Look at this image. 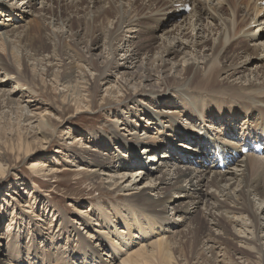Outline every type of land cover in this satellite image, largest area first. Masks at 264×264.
<instances>
[{"label": "bare ground", "instance_id": "6f19581e", "mask_svg": "<svg viewBox=\"0 0 264 264\" xmlns=\"http://www.w3.org/2000/svg\"><path fill=\"white\" fill-rule=\"evenodd\" d=\"M33 2H35V0H0V7H4L3 10L8 12L10 17L13 15V21L15 20L14 17L17 16L14 12L26 10L28 13L36 12L38 16V18L35 16L34 24L37 27L34 35L30 29L34 24L32 27H26V29L20 31L19 26H16L15 29L0 33V47L7 50V53L11 49V58H14L13 60L19 63L21 66L20 72L25 76L29 74L28 60H37L44 52L50 51V60L42 57L39 59V67L37 65L35 69H38L40 73L46 71L47 75L50 70L48 69V65L52 62V59L57 56V58L60 59L58 64L61 62L59 66L60 71L57 73L59 74L58 77L62 80L63 84L67 85L66 88L68 92L71 90L73 91L72 93L80 96L81 82L78 80L79 77H73L74 75L71 74L72 72L70 70L71 65L65 63V60L72 61L74 57V54L70 52L72 50L69 51V48L67 49L70 45L67 41L73 43L70 45V48L76 49V51L78 47L81 49V45L83 44L86 47L89 56L85 59L84 64L88 68H91L93 72L91 87L94 89H96L100 83H108L113 73L118 74L125 68V66H120L117 62V55L122 56L123 58L121 59L132 65L137 59L141 61V54H146L148 55L146 59L144 60L142 56L141 61L146 65L144 67L146 71V78H144V80H151V76L153 75L151 72L155 71L158 75L156 82H161L164 88L160 93L144 88L146 86H138V88H135L137 92L133 94L136 90L134 92H127L126 90L128 89V83H117L116 87L119 88L118 92L123 89L124 91L126 90L123 100L124 105H128L129 103L135 104L137 98L142 96L143 100H152L156 103H162V100L169 97L170 92L176 90L175 88L177 87H182L203 94L204 96L202 99L203 105L201 104L197 107L203 108L191 112V116L195 117V120H197L196 122L208 118L216 123L226 121L229 125L228 127L233 123L234 129L237 126H241L243 129L241 132H236L234 129L227 128L224 130L221 139H217L216 136H211L209 138L208 135L210 134L207 133L203 127L199 128V131L203 130L200 133L191 132V130L187 131L188 129H186L187 132L185 131L186 133L184 132L178 139L177 137H173L174 135H170V137L166 139V142L169 141L170 145L169 143L165 145H153L139 141V136L138 134L136 135L138 128L137 126L135 127V124H132V127H134V129H131L134 131V139H132L134 141L126 142L120 140L118 143L126 148L129 146L132 147V145L139 146V149L137 147L138 153H143V155L135 156L134 154L136 153H133L131 149H127L128 155L126 158L119 153L116 158L117 163L115 162L116 164L114 165L111 161H108L106 157L103 163L98 164L99 170L93 169L92 173L96 180H99L100 177L102 179L104 176V183L107 184V189L111 190L113 195H120L116 193L121 192V195L126 196L125 198L127 201L135 202L134 206L136 209L131 208L125 213H121L117 210L112 216L106 213V227L110 225L109 228L107 227V232L108 234L111 232L112 237L107 236L105 239L100 237L99 244L95 242V248H90V251L96 256L102 254L109 257L108 262L105 264H116L113 259L116 260L118 256H122L124 253L126 255L121 257L120 261L118 259L119 263L117 264H181V261H178V257H173V253L178 246H184L182 238L187 235L197 240V243L196 241L194 242L196 245H194L193 248L196 249L194 250L195 252L199 251V253H201L202 249L199 243H201L200 234H202V228L200 227V223L194 226L190 224L187 226V229L179 231L176 225L183 224L186 219V216L183 214L189 213L191 211L190 207L192 206L193 209V205L201 201L202 204L205 205L204 213L207 217V221L211 223L213 227H222L224 230L223 235L225 236H220L219 239L221 238L229 249L231 241L227 233L228 227L227 225L225 226L226 222L223 223L217 218L219 214H215L216 212H220V217H224L223 221L226 220L232 223L233 226L238 224L241 227L247 228L248 224H246L243 216L239 219L238 216L234 218V215V217H231L223 214L224 212L229 213L227 206L230 208L232 207L231 210L235 209V211L238 212H246L249 218H254L250 223V227H252L254 231L259 233L261 229H264V224L258 221V206L255 210L249 200L250 195L258 196L262 198L261 202L264 203V163L261 162L264 161V159L261 157L258 158L253 154L241 155L239 158L235 155V152L240 151V144L248 145L252 140L264 143V66L262 64L259 65L260 63L258 62H254L255 64H253L251 60L248 59L250 55L252 59H264V0H42L39 3L41 6L38 8L33 7ZM60 2H62L63 5L60 6ZM187 3L191 5V10L188 15H184L181 13L182 10H180V7L182 8ZM166 19L168 21H175L174 26L172 29L170 28L164 31L163 34L165 38L161 34L163 39L166 40V43H160L158 46H155L156 49L153 52L155 55H158V57H154L155 55H149L151 54L150 51L154 48L151 42L154 37H152L153 34H151V32L158 30L160 22H165ZM74 23L77 24V29H74ZM252 24L258 25L256 31L247 28ZM51 27H58V29L62 30L57 31ZM65 28H67V36H63L65 32L63 30ZM43 31L47 33V40H53L50 48H47L45 45L47 42L46 37H42L41 33ZM129 31L135 33L137 39L132 38L135 36L134 34L125 38V33ZM257 33H259V36ZM210 36L211 38L214 37L217 44L213 46L207 45L206 42L209 40ZM10 37H14L15 42L10 40ZM66 38H70V40L64 42ZM241 43L251 44L248 45L246 49L239 46ZM17 44L19 47L18 49L21 48L20 58H18L19 55L13 52L14 46H17ZM91 47H101V49L104 50L106 55L104 56V62H102V64L97 63L90 54ZM248 47H250V49H248ZM202 49H207L210 53H204V50L201 52ZM248 50H250V52H247ZM28 51H30V54H28ZM183 52L190 55L191 61L183 69L184 81L180 83L181 85L166 84L170 81L168 79L170 77L168 70H171V66L169 67L168 65L170 60L167 59V57L170 55L176 57L177 54ZM128 53L129 56L125 57ZM151 56L153 57L152 59H150ZM242 58L244 59L240 60ZM247 59L249 61L244 64L243 62L247 61ZM41 60H44V63H42ZM186 60L187 59H184L183 61ZM136 62H138V60ZM45 67L47 68L45 69ZM247 71H249V74ZM9 72L15 73V68L0 57V75L4 77L0 79V86H5L9 82L14 84L17 83V76L12 80L8 76ZM121 73H123L121 77H124L125 73L128 74L123 71ZM251 75L253 79L250 78ZM83 79L84 82L87 83V79ZM196 79L197 81L194 83L193 80ZM14 92L16 93L15 89L5 90L0 88V109L1 111L4 109V113L8 111L5 109L9 108V104L13 99H10V96H12L11 93ZM188 92L187 95L190 96ZM184 95H186V93ZM205 97L207 98L206 100ZM2 98H6L7 101L1 100ZM180 99L181 97H177L176 102L180 101ZM192 101L193 99L190 98V104L193 103ZM175 106L179 108V111L183 112L181 106ZM13 108L15 107L11 106V109ZM18 108L21 111L22 121L27 122L26 125L29 130V137L34 136L35 139V134L45 132L43 126H40V121L36 127H33L34 125L31 124L37 121V119L33 118L36 117V115L33 116L27 113L30 108H27V110H25V108H20V106H18L17 109ZM139 111L145 115V119H151L157 122V124L158 120H162L158 119L160 117L158 114L154 113L156 112L155 110L148 111L141 107ZM38 116L39 115H37V117ZM39 117L42 119L44 116L41 115ZM45 120L47 124L53 122L50 116H47ZM148 123L150 124V122ZM173 125L174 124H172V126ZM196 125L195 123L193 127ZM221 126H223V124ZM160 128L159 126V129ZM226 136H235L236 140L229 139ZM66 137L70 136L67 135ZM43 138L47 143L51 141V139L50 141L47 140L46 137ZM81 139L82 138L78 136L75 139V143L79 142ZM220 140L224 142L231 141L230 144H234L235 146L240 145V147L234 149L217 145V142ZM97 142L96 144L98 145L99 141ZM74 144L69 147L71 150L72 148L75 150V148L78 147ZM60 147L62 149L66 148L65 145H61ZM82 148L86 149L87 147L85 146ZM141 149L142 151H140ZM32 150L33 145H31L29 141L26 143L24 153L28 154ZM162 151L163 153L161 154ZM84 152H88V149L82 151L81 154ZM216 152L225 155L223 158L224 167H218V161L215 157ZM148 158L150 160L147 162ZM155 158H157L159 164L158 167L155 168L156 171L151 174L153 169L149 168L148 164ZM141 159H144V161ZM174 161L186 162V164H184V166H175ZM126 162L128 163L126 164ZM131 163L135 166L140 165L138 170L140 174L133 180H129L131 176L127 173L130 172L131 167H133ZM188 163L199 164V166H204V168L199 170L191 169ZM240 163H242V165ZM32 167H38L41 169L40 171H47L48 173L46 172V175L56 172L52 170L51 167L50 169L47 168L45 164H34ZM165 167L167 168L163 170ZM236 167H240V169L238 168L237 170ZM226 168L232 170H226ZM161 170L162 172H160ZM239 171H241L240 174L235 173ZM157 172H160V175L155 176ZM138 177H140L139 180H137ZM143 178H146V182L140 187L142 189L136 192L138 189V182L136 181H141ZM151 182H153V184H151ZM204 186H207V189L209 187L214 189L213 191H208L207 189L203 190ZM151 192H153V194ZM173 193L176 194L174 197L178 199L181 197L191 198V201L185 202V204L179 201L178 206L173 208L175 210L174 215H178L181 218L179 222L178 220H173L171 217L167 219V216H162L167 210V205H165L166 202L175 199ZM174 201L175 200H173V202ZM181 204L184 205L181 206ZM262 207L259 214L264 212V206ZM85 214L86 212L82 211L81 215L86 216ZM112 217L115 218L114 221L122 226V232L119 231L120 228H117L116 223L112 221ZM88 219L91 220L92 218L90 217ZM96 225H98V223ZM67 227V224L61 225L59 229L60 232L62 233L65 231ZM172 227H176L177 230H174L175 228L172 230ZM245 228H243L244 231L248 230ZM46 229L49 230L48 228ZM240 232L243 233L242 231ZM251 233L250 231V234ZM44 234L50 235L51 233L46 232ZM153 235H155V238H153L152 241L143 244L146 239L148 240V238ZM88 238L91 239V237ZM136 239H139V241ZM181 239L182 243L180 241ZM245 239H247V237ZM212 240L213 239H210L209 236L208 239L206 238L205 244H203L210 249L212 257L209 256V259H207V257H203L202 254L197 255V262H195V264H198L200 258L208 262L207 264L217 263L216 261H218V256H220L219 254L222 250L217 247L218 252L216 253L215 242H217L218 239ZM253 241L255 243L254 248H248L246 251L253 252L252 249H255L260 255V260L264 262V236H257ZM89 242H91V240H89ZM84 243L85 245L83 244L80 248H83V250L79 249L82 252L88 251L86 247L89 248L91 245L88 242ZM136 243H138V247L131 249L130 247ZM209 243L211 246L208 247ZM122 248L125 252L121 250ZM9 254L10 258L12 255L11 253ZM221 255L225 258L224 253ZM177 256H179V254ZM191 257L193 256L191 255ZM184 260L185 259L182 261ZM59 264L68 263L66 261H61Z\"/></svg>", "mask_w": 264, "mask_h": 264}, {"label": "rangeland", "instance_id": "374dc122", "mask_svg": "<svg viewBox=\"0 0 264 264\" xmlns=\"http://www.w3.org/2000/svg\"><path fill=\"white\" fill-rule=\"evenodd\" d=\"M40 1L42 0H35V2H33V7H40ZM61 5H63L62 2H60V6ZM3 9L4 7H0V33L3 31H10L12 29H15L16 26H19V31L26 29V27H32V25L35 23V18H38L36 12L28 13L25 10L14 12L17 14V16L14 17L16 21H13V15H11L10 17L9 13ZM181 13L184 15H188L189 11ZM174 22L172 20L168 21L166 19L165 22H160V24L158 25V30L151 32V34H153L152 37H154L151 41L154 48L152 47L153 49L150 51L151 54L149 55H155L153 52L156 49L155 46H158L160 43H166V40L163 39L162 35L164 36V31L170 28L172 29V27L174 26ZM33 27L30 29L34 35L37 26H35L34 24ZM73 27L74 29H77V24L74 23ZM51 28H54V30L57 31L62 30L58 29V27ZM247 28L256 31L258 25L252 24ZM63 31H65L63 33V36H67V28H65ZM41 34L43 38L46 37V47L50 48V46H52L51 44L53 43V40H47L46 31H43ZM133 34L135 35V33L129 31L125 33V38H128L127 36H132ZM257 35L259 36V33H257ZM10 38V40L15 42L14 37ZM132 38L137 39L136 35ZM210 38L211 36L206 42L208 46L217 44V41L214 39V37L211 39ZM67 40H70V38H66L64 42ZM67 43L70 45L73 44L71 41H67ZM250 44L251 43H241L239 46L247 49V46ZM70 45L69 47H67V49L69 48V51H73L70 52L74 54V57L72 61L65 60V63L71 65L70 70L72 73H70L74 75L73 77H79L78 80L81 82V90L79 94L80 96L72 93L73 91L71 90L68 92L66 88L67 85L63 84L62 80H60V78L58 77L59 74L57 73H59L58 71H60L59 66L61 62L58 64V61L60 59L57 58V56L54 57L52 59V62H50V64L48 65V69L50 70L47 75L46 71L44 73H40L38 69H35L39 64V59H41L42 57L50 60V51L44 52L43 55H40L37 60L29 59V74L25 76L20 72L21 66L19 65V63L16 60L14 61V58H11V49L7 53V50H4L0 47V57L9 62L16 71L15 73L9 72V78L14 80L17 76V83L14 84L12 82H9L5 86H0V88H3L5 90H16V93H11L12 96H10V99L13 98L11 101L14 103L11 102L12 104H9V108L5 109L8 111L4 113V109L2 111L0 109L1 264H59L61 261H66L68 264H71V262L72 264H105L108 262L109 257H106L102 254L96 256L92 251H90V248H95L94 244H99L100 237L104 239L107 238V236L112 237L111 232L110 234H108L107 232V227L109 228L110 225H107L106 227L107 221L105 218V214L108 213L110 216H112L113 213L117 212V210L121 213H125L128 212V210H130L131 208L136 209L134 206L135 202L127 201L125 198L126 196L121 195V192L116 193L120 195H113L111 190L107 189V184L104 183V176L102 177V179L100 177L99 180H96L92 172L93 169L99 170L98 164L103 163L106 157L108 158V161H111L114 165L117 163L116 158L119 153H121V155L125 156L126 158V156L128 155L127 149H131L133 153H136L137 155L134 154L135 156L143 155V153H138L139 146L131 144L132 147L129 146L128 148H126L122 147L118 143L120 140H124L126 142L134 141V131L131 130L132 128L134 129V127H132L134 124L135 127L137 126L138 128L136 135L138 134L139 141H143L145 143L153 145H165L166 143L168 144L169 141L166 142V139H168L170 135H174L173 137H177L178 139L184 134L186 129H188L187 131L191 130V132L200 133L203 130L199 131V128L203 127V129L210 134L208 135L209 138L211 136H216L217 139H221L224 130H226L227 128L234 129L233 123L230 124V127H228L229 125L226 121L216 123L207 118L201 119L200 122H196L197 120H195L194 116H191V112L198 111L203 108L197 107H199V105L201 104L203 105L202 99L204 98V96L203 94H199L182 87H177L178 89L175 88L176 90L170 92L169 97H167L165 100H162V103H156L152 100H143L142 96L137 98L135 104L129 103L128 105H124L123 100L126 90L127 92H134L136 90L133 93L135 94L137 92V89L135 88H138V86H146L144 88L161 93V90H163L164 88L161 82H156L158 75L155 71L151 72V74H153L151 76V80H144V78H146V71L144 68L146 65L141 61L142 56L145 60L146 56L148 55L141 54V61L137 59L138 62H136L137 60H135L132 65L126 63L125 60L121 59L123 58L122 56L117 55L116 58L119 65L125 66L122 71L127 72L128 74L125 73V76L121 77V75L123 74L121 73L122 71L118 74L113 73L108 83H100V85H98V87L94 89L91 87L93 72L91 71V68H88L84 64L85 59H87V56H89L86 51V47L83 44L81 45V49L78 47V50L76 51V49H71ZM18 48L19 47L17 44V46H14V50H12L17 55H19L18 58H20L21 48ZM91 48L92 49L90 51V54L92 55V57L97 61V63L102 64V62H104V56L106 55L104 53V50L101 49V47ZM248 49H250V47H248ZM203 50L205 51L204 53H210V51H208L207 49H202L201 52H203ZM247 52H250V50H248ZM28 54H30V51H28ZM128 56L129 53L125 55V57ZM152 56L150 59L153 58ZM154 57H158V55H155ZM250 57H248V59L251 60L253 64H255L254 62H258L260 63L259 65L262 64L264 66V59H252L251 55ZM167 59L170 60V63L168 65L169 67L171 66V70H168V74L170 76L168 79L170 81L166 84L181 85L180 83L184 81L183 69L188 63L191 62L190 55L186 52H183L177 54L176 57L170 55L167 57ZM184 59L187 60L183 61ZM243 59L244 58L240 60ZM248 59L243 63H247L249 61ZM41 62L44 63V60H41ZM46 68L47 67H45V69ZM247 73L249 74V71H247ZM3 78L4 77L0 75V79ZM83 78L87 79V83L84 82ZM250 78L253 79V76L251 75ZM196 81L197 79L193 80L194 83ZM117 83H128V89H126L125 91L123 89L118 92L119 88L116 87ZM182 89L184 90V92ZM187 92L191 97L187 95ZM185 93L186 95H184ZM177 97H181V102H176ZM190 98L193 99V103L191 104ZM206 99L207 98L205 97V100ZM1 100L7 101L6 98H2ZM175 105H177L178 107L181 106V108H183V112L179 111V108H176ZM11 106L15 108L11 109ZM18 106H20V108H25V110H27V108H30V112L27 111V113L33 116L36 115V117L33 118L37 119V121L32 122L31 124L34 125L33 127H36L38 126L40 121V126H43L45 132L35 134V139L34 136L29 137L30 134L28 135L29 130L27 129V122L22 121L21 111L19 108L17 109ZM141 107L148 111L155 110L156 112L154 113L158 114L160 117L158 119L162 120L157 119V124V122H154L150 119L151 117L149 118L150 120L145 119V115H143L139 111ZM37 115H43L44 117L41 119L39 116L37 117ZM47 116L51 117L53 121L51 122V124L46 123L45 119ZM148 122H150V124ZM195 123L197 125L193 127ZM172 124L174 125L172 126ZM222 124L223 126H221ZM159 126L162 129H159ZM234 130L236 132H241L243 129L241 128V126H237ZM67 135L70 137H66ZM78 136L82 139L79 142L75 143V139ZM43 137H46V139L49 141L51 139V141L47 143ZM226 137L230 139L236 138L235 136ZM29 141L30 144L33 145V150L28 154H25L24 149L26 143ZM97 141H99L98 145L96 144L98 143ZM218 142L222 143V140ZM72 144L78 147L75 148V150L73 148L71 150L69 147L73 146ZM61 145H65L66 148L62 149L60 147ZM85 146L87 147L86 149H88V152H84L83 154H81L82 151L86 150L82 148ZM140 151H142V149ZM162 153L163 151L161 152V154ZM255 156L264 159V155ZM141 160L144 161V159ZM149 160L150 159L148 158L147 162ZM156 162L157 158L153 159L152 162L148 164V167L153 169L151 174L154 173V171H156L155 168L158 167L159 162ZM261 162L264 163V161ZM127 163L128 162H126V164ZM174 163L175 166H184V164H186V162L181 161H174ZM34 164H45L47 165V168L50 169L51 167V169L56 172L54 174L46 175L47 171H40L41 169L38 167L33 168L32 165ZM240 164L242 165V163ZM131 165L133 166L131 167V171L127 172L131 176L129 180L136 179V176L140 174L138 172L140 165L135 166L132 163ZM188 165L190 166L189 168L195 170L204 168V166H199V164L195 163H188ZM166 168L167 167L163 168V170ZM238 168L240 169V167H236L237 170ZM226 170L232 169L226 168ZM160 172H162V170ZM160 172L155 173V176L160 175ZM240 172L241 171L235 173L240 174ZM139 179L140 177L137 178V180ZM136 182H138V189L134 190L138 192L142 189L140 187L144 185V182H146V178H143L141 181ZM151 184H153V182H151ZM206 189L207 186H204L203 190ZM213 189L214 188L209 187L207 190L213 191ZM151 193L153 194V192ZM175 195L176 194L173 193V197ZM249 198L255 210L258 206V221L261 224H264V212L259 214L261 208H263L262 206H264V203L261 202L262 198L253 195H250ZM173 200H175V203L173 202ZM173 200H169L166 202L165 205H167V210L164 214H162V216H167V219L171 217L173 220L175 219L179 222L181 221V218L178 215H174L175 210L173 208L178 206L179 201H182L181 203L185 204V202H190L191 198L181 197L180 199L175 198ZM184 204H181V206H183ZM193 206V209L192 206L190 207L191 211L189 213L183 214L184 216H186L183 224L176 225V227L180 231L183 229H187V226H189L190 224L191 226H194L200 223L202 234H200L201 243L199 244H201L202 250L201 253H199V251L195 252L194 250L196 249L193 247L194 245H196L194 244V242L196 241L197 243V240H195V238H190V236L188 235L185 236L184 238H182L184 246H178L176 248L177 252L175 251L173 253V257H178V261H181V264H195V262H197V255L201 254L205 258L207 257V259H209V256L212 257L210 249L207 248V246L205 247L203 245L205 244L206 238L208 239L209 236L210 239H218V241L215 242L216 253L218 252L217 247L222 250V252L219 254L220 256H218V261H216V264H264V262L260 260V255L256 252L255 249H252L253 252L246 251V249L248 248H254L255 243L253 240H255L257 236H264V229H261V231H259L258 233L257 231H254L252 227H250V223L254 219L253 217L249 218L246 212H238L235 211V209L231 210L232 207L230 208L227 206L229 213L224 212L223 214L231 217L235 216L234 218H237L236 216H238L239 219L241 218V216H243L246 224H248L247 228H245L243 226L241 227L238 224L233 226L232 223H229L226 220L223 221V216H221V219L220 212L215 213L217 215L219 214L217 218H219L223 223L226 222L225 226L227 225L228 227L227 233L231 241L229 249L228 247H226L224 241L221 238L219 239L220 236H225L223 235L224 230L222 229V227H213V225L207 221V217L204 213L205 205L202 204V201ZM82 211L86 212V216L81 215ZM90 217L92 218L91 220L88 219ZM114 219L115 218L112 217V221H114ZM114 222L116 223L117 228H120L119 231L122 232V226L118 222ZM97 223L98 225H96ZM65 224H67L68 227L65 228V231L61 233L59 229L61 225L63 226ZM228 225L231 226L229 227ZM176 227H172V230L174 228V230H177ZM46 228H48L49 230H47ZM243 228L248 230L244 231ZM240 231H242L243 233H241ZM250 231L252 232L251 234ZM46 232H50L51 234H44ZM234 234L240 237L235 236ZM88 237H91V239ZM246 237L247 239H245ZM153 238H155V235L149 237L148 240L146 239L144 241L145 243L143 242V244L149 243V241H152ZM182 239L180 240L181 243ZM89 240H91V242H89ZM136 240L139 241V239ZM84 242H88L89 244H91L89 248L86 247V249H88V251L86 252L80 251L83 250V248H80L83 246V244L85 245ZM209 246H211L210 243L208 247ZM137 247L138 243L132 245L130 248L133 249ZM121 250L124 251L123 248ZM9 253H11L12 255L10 256V258ZM223 253L225 258L223 257V255H221ZM178 254L179 256H177ZM124 255L126 254L124 253L122 254V256H118V258L116 260L113 259V261H115L116 264L119 263L121 257H124ZM191 255L193 257H191ZM183 259L185 260L182 261ZM202 263L207 264L208 262L200 258L198 260V264Z\"/></svg>", "mask_w": 264, "mask_h": 264}]
</instances>
